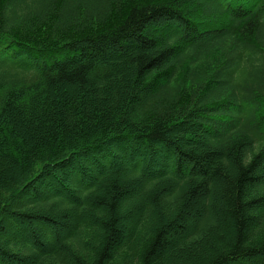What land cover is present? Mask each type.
Here are the masks:
<instances>
[{"label":"trees","instance_id":"16d2710c","mask_svg":"<svg viewBox=\"0 0 264 264\" xmlns=\"http://www.w3.org/2000/svg\"><path fill=\"white\" fill-rule=\"evenodd\" d=\"M0 264H264V0H0Z\"/></svg>","mask_w":264,"mask_h":264},{"label":"rangeland","instance_id":"374dc122","mask_svg":"<svg viewBox=\"0 0 264 264\" xmlns=\"http://www.w3.org/2000/svg\"><path fill=\"white\" fill-rule=\"evenodd\" d=\"M182 222V221H181ZM189 220H185L184 222H182L183 223V226L182 227H179L177 230L178 231H183L188 225H189ZM179 224H181V223H179ZM181 226V225H180Z\"/></svg>","mask_w":264,"mask_h":264}]
</instances>
